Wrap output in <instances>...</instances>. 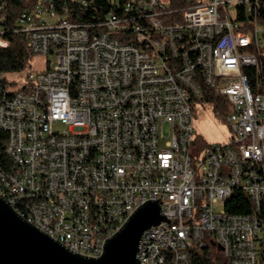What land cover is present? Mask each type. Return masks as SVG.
<instances>
[{"label":"built area","instance_id":"2783aa9c","mask_svg":"<svg viewBox=\"0 0 264 264\" xmlns=\"http://www.w3.org/2000/svg\"><path fill=\"white\" fill-rule=\"evenodd\" d=\"M261 2L129 0L98 23H82L59 15L53 0H37L13 32L25 40L28 56L54 63L20 84L1 74L0 129L8 139L0 150V196L81 256L99 258L139 207L159 201L165 220L143 234L141 264H194L193 253L210 244L230 264H258ZM5 19L0 1V50L10 46ZM199 101L227 108L221 117L232 136L206 146L196 160ZM236 191L251 200L253 212L227 211Z\"/></svg>","mask_w":264,"mask_h":264},{"label":"water","instance_id":"95a60500","mask_svg":"<svg viewBox=\"0 0 264 264\" xmlns=\"http://www.w3.org/2000/svg\"><path fill=\"white\" fill-rule=\"evenodd\" d=\"M164 220L160 202L148 201L106 242L99 258H90L40 232L0 196V264H141L138 251L143 234Z\"/></svg>","mask_w":264,"mask_h":264},{"label":"trees","instance_id":"16d2710c","mask_svg":"<svg viewBox=\"0 0 264 264\" xmlns=\"http://www.w3.org/2000/svg\"><path fill=\"white\" fill-rule=\"evenodd\" d=\"M4 4V20L5 37L10 40V46L7 49L0 50V85L6 80L1 78L3 73L19 72L26 67L28 53L26 50V42L23 38L13 32L18 18L22 14H32L33 8L37 0H0ZM129 0H88V5L84 6L81 0H53L54 9L59 15H69L73 19L82 23H98L104 16L110 12H120L125 3ZM183 4L182 1L180 3ZM261 21L264 22V0L261 2L258 10ZM252 69H246L251 73ZM1 100V92H0ZM216 103H220L219 98H215ZM215 113L218 116L226 115L227 108L224 106H215ZM8 139L5 131L0 129V150H3ZM196 143H201L199 139ZM4 158V157H3ZM227 211L237 214H249L253 212L251 200L240 191H236L232 200L227 204ZM211 247L208 249L194 252L192 262L194 264H230L229 260L224 258L221 251ZM258 264H264V250L262 251Z\"/></svg>","mask_w":264,"mask_h":264},{"label":"rangeland","instance_id":"374dc122","mask_svg":"<svg viewBox=\"0 0 264 264\" xmlns=\"http://www.w3.org/2000/svg\"><path fill=\"white\" fill-rule=\"evenodd\" d=\"M51 20L55 21L56 18H52ZM27 61L29 62V65H27L24 71L8 73L5 75L6 78L20 84L21 82L26 81L27 76L31 71L46 70L47 61H53V58L50 56H28ZM193 119L197 137L201 141V143H198L197 146H194L191 149V154L196 160L200 159L206 146L215 144L224 145L229 142L232 136L230 126L224 122L221 116H218L215 113L214 107L211 103L197 102L194 106ZM60 127L65 129L63 126ZM221 209L222 206L220 204L216 205V210ZM210 247L211 250L214 251V247L211 244Z\"/></svg>","mask_w":264,"mask_h":264}]
</instances>
